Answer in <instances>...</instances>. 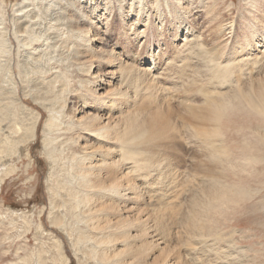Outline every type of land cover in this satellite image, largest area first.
<instances>
[{"label": "bare ground", "instance_id": "obj_1", "mask_svg": "<svg viewBox=\"0 0 264 264\" xmlns=\"http://www.w3.org/2000/svg\"><path fill=\"white\" fill-rule=\"evenodd\" d=\"M163 2L22 0L26 6L21 5L9 19L6 16V0H0V45L5 48V57H9L11 52L12 37L17 39L20 47L26 48V68L23 69H26L27 75L32 69H38L40 62L47 56L49 58L52 48L59 43L69 52V68L72 69L68 66L66 69L69 73L71 71L69 77L76 76L77 84L72 85V79H63L60 91L55 95L39 88L40 93L33 95V99L40 100L42 108L48 112L42 130L43 153L50 159L51 168L48 180L51 222L61 225L64 222L63 231L67 232L74 249L89 259V264H185L180 249L169 243L172 232L168 225L169 215L175 217L181 211L173 206L177 204L173 202L171 191L175 179L173 175L178 171L171 149L181 130L172 119L176 110L167 99L169 95L164 84L151 72L157 69L155 64L165 50L164 46H168L165 40H161L167 38L166 24L172 30L174 27L176 35H173L182 42L175 44L177 55L194 53L204 68L198 72L202 73L200 79H207V82L201 83V86L200 82L191 84L199 85L195 87V92L200 94L199 97L203 95V103L194 104V86L188 85L183 89L185 94H181L180 102L185 106L177 112V118L187 128L186 131L191 130L193 137L208 146L211 157L222 160L220 155L227 147H224V120L235 103L239 101L264 116V10L259 9L264 0L247 3L250 5L246 10L247 21L242 24L235 20L218 21L217 13L220 11L216 1L209 5L204 0ZM152 4L157 9L155 12H149V5ZM161 5L172 10L170 23L161 11ZM230 6H227L228 11ZM195 9L206 10L208 21L212 24L216 22L211 30L216 32L212 43H207V38L195 27L196 24L189 21ZM115 17L123 26L117 29L111 46L105 48L103 39L114 31ZM226 32L235 34L234 45L230 48H226L228 39H223ZM149 34H156L157 39L154 40L159 38L160 43L150 44ZM130 37L135 40L137 49H126ZM59 56H56L58 60ZM8 63L9 66L12 64L10 59ZM146 63L148 65L143 66ZM251 65L256 70L251 71ZM0 69H3L1 62ZM253 73L257 74L253 76ZM234 75L237 79L232 90L223 91L219 87L212 91L214 87L209 85L212 81L222 79L219 84L226 86ZM72 92L74 95L70 94ZM69 94L75 96L77 105L68 106L69 102L73 103L69 101ZM2 108L0 106V111ZM72 109L74 117L69 115L74 113ZM2 116L0 131L5 135L3 147H10L16 152L25 140L12 138L15 128L11 124L12 119ZM41 117L43 115L39 111L32 122L26 123L28 153L37 137ZM62 135H66L67 141L62 140L59 151L56 141ZM258 136L264 140L263 128ZM182 138L185 139V134L181 132L180 140ZM55 175L57 177L53 178ZM59 176H66L67 181ZM192 201L190 212L182 210L181 225L188 227L189 234L193 236L197 233L196 228H201L203 224L198 225L202 218L198 207L200 201ZM147 207L152 212H147ZM41 220L42 217L38 222V231L43 230Z\"/></svg>", "mask_w": 264, "mask_h": 264}, {"label": "rangeland", "instance_id": "obj_2", "mask_svg": "<svg viewBox=\"0 0 264 264\" xmlns=\"http://www.w3.org/2000/svg\"><path fill=\"white\" fill-rule=\"evenodd\" d=\"M161 1L163 2L164 0ZM204 1L208 5L216 1L220 11L219 14L217 13L218 21L222 19L228 22L235 20L238 24L247 21L246 14L248 13L246 10L250 6L247 4L250 0ZM229 4H231L230 11L227 8ZM5 5L7 9L6 16L9 19L21 5L26 6L22 4V0H6ZM163 5H161V11L165 14V17L167 16L168 19H166L170 23V11L172 12V10L169 11V8ZM154 6L153 4L149 5V12L157 10ZM259 9L264 10V4L260 3ZM196 10L190 15L189 21L193 25L196 24L195 27L207 38V43H212V38L216 32L211 30L216 25V22L212 24L208 21L206 10ZM262 18L264 19L263 16ZM113 24L115 27L114 31L103 39V47L106 46L105 48L111 46L112 41L114 42L116 39L117 29L123 26L116 17L113 19ZM8 25L11 24L9 23ZM169 26L166 24L167 31L165 36L167 38L163 36L164 39H161L162 41L165 40V44L168 46H164V54L162 53L159 56L158 62L155 64L157 69L151 71L152 75L159 77L161 83L164 84L165 91L169 95L167 99H170V105L176 110V115L172 119L177 123V127H180L181 132L185 134V141L183 138L180 140L181 132L177 134L179 136L175 137L174 141L176 142H174L175 144L171 149L179 171H176L179 174L178 176H176L177 174L173 175L175 179L174 183L171 184L173 202L177 204L173 206L179 207L181 211L175 217L169 215L168 225L172 234L169 238L170 242H168L180 249L177 248V251L179 250L185 264H264V140L258 138L259 130L264 129V116L246 108L239 101L235 103L224 120L226 137L224 147H227L223 153L224 156L220 155L222 160L219 159L223 165L219 163L218 159L211 157L208 154V146L201 144L200 140L193 137L191 130L186 131L185 129L187 128L183 126L182 121H179L177 116V112L179 110L182 111L185 106L180 102L181 94H185L183 89L194 82H200L201 86V83L207 80L200 79V74L202 73L198 72L199 69L204 68L201 66L202 63L200 61L198 63L194 53L188 56L185 54L177 55V46L175 44L181 41H179V38H177L178 40L176 39V32H173L174 27L172 30L171 26ZM9 27L11 28V26ZM237 30L241 34L238 27ZM149 35L151 40L148 39V41L150 44L160 43L159 38L157 41L154 40V38L157 39L156 34H153L154 36ZM234 38V32L228 34L226 32V36L223 38L224 40L228 39L226 48L234 45ZM129 41L126 44V49H137V44L132 37H130ZM220 42L221 40L219 39L218 43ZM54 47L49 58L47 56L46 59H43V62H40V69L34 68L35 70L32 69L31 73L27 75L25 73L26 69H23L26 68V58L24 57L26 56V48L20 47L17 39L12 37L11 52L8 55L9 57H5V48L0 45V62L3 66V69H0V106L3 107L2 111H0V118L2 114L3 116L11 117V124L15 126L14 130H12L13 134L16 132V134H12V138H24L26 142V123L32 122L35 114L39 111L45 117H41L38 134L32 141L29 153L26 150L25 142L16 152L10 147H3L5 143L3 137L5 135L2 133L3 131H0V264H82V262L83 264H89V259L87 260L86 257L82 256V252L79 254L76 248L74 249L67 232L63 231L64 222L62 225L51 222V193L48 187L51 168L50 159L43 153L44 132L42 130L45 125L44 120L48 117V112L42 108L40 100L33 99V95L37 96V93H40L39 88L43 92L49 91V93L55 95L56 92L60 91L59 88L63 84V79H72V85L77 84L76 76H68L71 74V71L70 73L68 71L70 65L68 50L66 52V47L64 48L60 43ZM53 50L54 53H52ZM118 51H121V49H118ZM56 56H59L60 61ZM61 57H64L63 61ZM5 58H7L6 62L3 60ZM8 59L12 63L10 66L9 63L7 65ZM145 65L148 64L146 63L143 66ZM66 66H68L67 69ZM250 67L251 71L256 70L254 65ZM256 74L253 73V76ZM236 79V75L232 76L226 86L219 84L222 79L212 81V84L209 85L214 87L213 90L211 89L212 91L219 87L223 91L232 90L236 84ZM191 86H194L193 97L195 98L192 99L195 102L194 104H202L203 95L201 94L199 97L200 94L198 95L195 92L199 85ZM227 86L228 88H226ZM177 87L178 90L176 91ZM70 94L74 95V92ZM69 95V101H73V103L69 102L68 106H71L72 104L74 105L76 98L73 95ZM69 115L74 117L75 111ZM8 132L5 134H8ZM66 139V135H62L56 141L57 145L56 143L55 145L59 146V151H61L60 147L63 144L62 140L67 141ZM211 158H213L212 161ZM213 160L216 161L213 162ZM61 165L64 168V164ZM180 171H182V174H180ZM56 177L55 175L53 178ZM58 178L61 180L65 178V181H67L66 176H59ZM210 187L213 188L210 189ZM64 194L66 195V193ZM193 199L200 201L198 207L202 218L200 217L201 221L198 225H203L201 228L197 226V233L192 236L189 234L188 227H182L181 219L184 212L191 211ZM171 205L169 206L170 209H172ZM143 206L146 208L145 205ZM147 212H152V210L147 207ZM41 217L43 230L38 231L37 226ZM58 224L59 226H57ZM53 237L57 238H55L56 241H54ZM51 243L55 244L51 245Z\"/></svg>", "mask_w": 264, "mask_h": 264}]
</instances>
